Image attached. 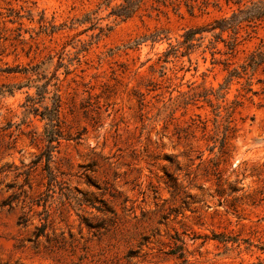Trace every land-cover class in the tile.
<instances>
[{
    "label": "rangeland",
    "instance_id": "374dc122",
    "mask_svg": "<svg viewBox=\"0 0 264 264\" xmlns=\"http://www.w3.org/2000/svg\"><path fill=\"white\" fill-rule=\"evenodd\" d=\"M99 3L0 0V90L21 86L0 95V264H264V63L221 90L264 21L233 34L210 30L224 2L125 21Z\"/></svg>",
    "mask_w": 264,
    "mask_h": 264
},
{
    "label": "trees",
    "instance_id": "16d2710c",
    "mask_svg": "<svg viewBox=\"0 0 264 264\" xmlns=\"http://www.w3.org/2000/svg\"><path fill=\"white\" fill-rule=\"evenodd\" d=\"M99 7L104 9H109V16H113L116 19H120L121 21L128 20L139 12H141L144 7L148 4V2L152 1L153 5L156 7L162 5L167 7L170 5L168 1H171V5H174L177 9L183 3L190 15H194L195 9L205 10L209 6H213L215 8H221L222 2H224L227 6H235L236 10L232 13L229 18H221L214 22V25L210 28V30L220 29L221 32L224 31H232L233 34H237L239 28L242 26H257L261 22L264 21V0H99ZM157 9V8H156ZM207 31V28H195L188 30L184 37V43H189L194 40V37L197 34H201ZM236 40L230 45V53H233L236 46ZM261 49V50H260ZM259 52L253 55L250 59L248 66H243V72H238L236 69H232L223 86H221V90H228L229 86L233 83L235 79L242 78L244 74L247 73L250 68L253 72H255L260 65L264 63V40L261 41V47ZM10 72V71H8ZM47 86L44 84L43 86L37 88V101L33 102L31 100V104L27 105L28 108H31L35 114L39 111L38 108H34V106L43 101L44 95L49 93L47 91ZM21 86L14 85H4L0 90V95L4 93H13L15 89H19ZM3 89V90H2ZM5 89V90H4ZM247 92H251V89H248ZM256 94V92H254ZM30 100V99H29ZM60 109H61V96L58 94V89L54 90L52 97L51 106L44 107L43 111L40 112L41 119L46 121L45 129H44V140L46 143V149L44 154H46L47 163H49L51 158V153L57 148L54 143L58 144L61 138V119H60ZM8 205V204H7ZM24 222H21L23 224Z\"/></svg>",
    "mask_w": 264,
    "mask_h": 264
}]
</instances>
